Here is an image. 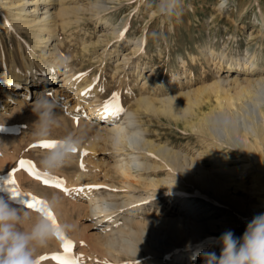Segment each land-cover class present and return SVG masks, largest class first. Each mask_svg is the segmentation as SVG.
<instances>
[{"label":"bare ground","instance_id":"1","mask_svg":"<svg viewBox=\"0 0 264 264\" xmlns=\"http://www.w3.org/2000/svg\"><path fill=\"white\" fill-rule=\"evenodd\" d=\"M3 1L9 0H0V10L3 12V16L0 15V29L6 30L10 25L3 18L7 16L6 10L14 3ZM20 1L33 5L30 9L23 8L20 18L31 15L32 20L22 24L15 22L14 25L35 23L33 28L37 31L32 35L36 39L37 49L45 50L44 55L47 57L36 58L37 53L32 47L25 46L24 49L21 44H18L15 54L6 55L0 46V95H6L7 99L22 108L30 104L36 93L45 89L55 91L62 107L66 106L64 102L69 98L74 103L79 102V106L83 107L81 115L86 120L71 111L75 106L69 105L65 111L70 113L76 134L84 141H89L80 152L93 153L96 142L101 138L100 131L105 130L103 142L112 149L113 155L110 156L114 160L107 170L113 169L120 176L105 175V178H111L110 183H97L94 170L90 171L80 156L78 171L76 168L72 175L63 177L64 187L74 190L80 199L87 202L85 206L74 205L72 211L64 208V216H72L74 210L85 211L93 215L96 223H104L102 235L93 238L91 264H180L186 256L188 260H192L191 264H202L194 251L184 252L187 247L201 244L208 248L209 239L217 236L200 224L203 222L201 218H204L202 213L205 217H209L208 214L212 212L213 216L220 213L221 217L235 219L234 223L225 224L226 231H232L242 223L246 227L255 215L264 211V110H261L262 101L257 94L264 86V65L261 64L257 52H246V55L240 56L218 51L217 46H204L199 55H188L192 64L203 61L201 65L204 63L208 68L213 67L215 76L211 83L201 85L195 90L186 87L181 91L176 88L178 85L185 86L180 81V75L173 73L164 81L160 74L167 69V65H161L162 71H156L160 67L156 68L154 65L156 70L150 69L149 75L140 79V87L135 91L133 87L143 77L145 69L151 68L150 64L155 58L147 54L145 33L140 37L128 35L131 19L116 24L117 20L113 18L121 9L114 13L106 12V0H87L86 7L81 5L80 0ZM112 1L117 5L122 4L121 0ZM224 3L219 5V10ZM256 6L261 32L264 27V7L258 4ZM37 11H40L39 14L35 13ZM83 12H90L96 22L105 25L104 30L113 36L116 43L130 49L128 54L122 55L120 61H114H119L116 68L132 63L130 69L136 75L131 77L128 84L127 74L116 89L105 86V80L100 82L104 78L102 68L99 73L89 77L88 73L74 66L71 55L65 52L59 28L65 30L73 24L80 25L79 15ZM152 15L155 16L153 13ZM12 17L19 19L18 16ZM25 44L27 45L26 42ZM61 53L70 57L69 63L63 67L56 63L57 56ZM128 56L133 57V60L129 62ZM178 67L185 74L190 67L188 59L181 57V61L172 70L176 71ZM223 73L226 75L222 77ZM233 73L235 78L229 80L228 77H232ZM57 79L60 80L59 87H56ZM122 84L126 86L125 91ZM167 90L171 92L167 93ZM68 93L72 96L64 101ZM212 97H215L214 104L211 103ZM117 107L122 111L116 112ZM143 114L154 115L158 119L163 116L175 124L182 121L185 130L191 135L196 134L204 145V151H176L167 144L157 143L152 135L144 133L146 130L142 128L141 118ZM239 117L246 120V123L243 121L240 124ZM92 119L102 121V125L95 129L91 126ZM92 132H96L95 135ZM227 148L235 149L245 158L251 159L256 171L253 174L250 195H247V204L244 203L245 198L231 197L229 193L230 188L236 186L235 179L244 167L240 170L230 169L223 164L224 151ZM205 153L215 163L210 169L204 168L201 162ZM21 175L19 173V178L13 179V186L22 190V193L33 195L30 191L33 189L26 190L22 185V182L29 179H26L29 175ZM7 182L8 180L0 181V194L9 193L12 186ZM55 189L57 193L58 188L48 190ZM24 199L26 198L21 197L16 200L23 203ZM156 200L159 201L156 203ZM163 202L168 205L164 207ZM158 206L169 209L170 212L178 211L176 218L168 215L169 211L159 210ZM155 231L166 240L163 239L167 245L162 250L152 244L154 239L150 236ZM72 233L75 235V232ZM74 238L72 235L70 239L73 247L76 244ZM51 246L52 249L59 246L60 252L57 255H63L61 242ZM211 248L219 254V245ZM185 254L188 255L184 256ZM73 256L70 253V258L76 260Z\"/></svg>","mask_w":264,"mask_h":264},{"label":"rangeland","instance_id":"2","mask_svg":"<svg viewBox=\"0 0 264 264\" xmlns=\"http://www.w3.org/2000/svg\"><path fill=\"white\" fill-rule=\"evenodd\" d=\"M3 2H7L8 4H10V2L14 3L13 6H9L8 10H6L7 16L4 18L1 17V19L7 20L10 25L6 30L0 29V46L3 48V52L6 55L15 54V52L18 51V44H21L24 49H26L25 46L32 47L37 53H35L36 58H39V56L47 57L44 55L46 53L45 50L37 49L36 39L32 35L33 32L37 31L33 28L35 23L30 22L26 25H14L15 22L22 24L24 21L32 20L31 15L20 18L19 14H23V12H21L23 8L30 9L33 5L20 0ZM104 2L108 8L106 12L114 13L121 9L113 18L117 20L116 24L119 25L122 20L131 19L128 29V35L130 37H140L143 33L146 34L147 54L149 57L154 56L155 58V61L150 64L151 68L145 69L143 77H140L137 85L133 87L135 91L140 87V79L147 77L146 75H149L150 69L160 67L159 70L155 68L156 71H160L163 65H167V69L160 74L162 79L167 81L173 73H175L176 76L180 75V81L182 80L185 86L179 87L178 85L176 88L181 91H184L186 87L190 90H195L201 85L211 83L215 76L213 74V67L208 68L204 66V63L201 65L203 61L192 64L188 55L189 53L199 55L200 49L202 50L207 46H217L216 48L219 47L217 49L218 51H223L226 54H230L231 52V54L234 53L240 56L246 55V52H249V54L257 52L258 57H260L259 59L262 61H260L261 64L264 65V27L261 32H259L260 21L258 20V9L256 6V4H258L260 7H264V0H228L227 4H223L221 10L218 9L219 5L225 2V0H181L179 15L171 16L158 13L155 8L157 0H121V5H117V3L112 0H106ZM80 3L86 7L88 2L87 0H80ZM135 9H137V11ZM39 12L40 11H37L35 13L39 14ZM152 13L155 14V16L152 15ZM0 15L3 16L1 10ZM12 15L18 16L19 19H14ZM79 16L81 18L80 25L73 24L65 30L59 28L60 37L65 44L63 48L67 54L71 55L74 66L88 73L89 77L95 73H99V70L102 68L104 78H102L100 82L105 80L104 85L112 88L114 87V89L119 85V82L124 81V76L128 74V84L131 77L136 75V73L132 74L131 72L130 68L132 63L126 65V67L121 68V65L116 68V63L122 59V55L130 52L128 46L123 48V45L116 43L113 36L108 35V32L104 30L105 25L96 22L95 17H92L90 12L80 13ZM250 34L252 37H249ZM159 53L161 55H159ZM128 57L130 58L129 62L133 60V57ZM181 57L187 58L191 67H189V70H186L185 74H183V71H181L179 67L176 71L172 70V68H175L181 61ZM48 59H50V57ZM117 59H119V61L114 63ZM225 75L226 73H223L222 77ZM155 78L156 76L153 77V80H155ZM228 78L229 80L235 78L234 73L232 77ZM100 82L98 83L100 84ZM59 84L60 80L57 79L56 87H59ZM101 85L104 86L103 84ZM122 89L125 91L126 86L123 85ZM170 92V90H167V93ZM257 94L258 99L262 101L260 104L261 110H264V86L258 90ZM67 95L64 101L72 96L71 93ZM70 99L71 98H69L66 103L64 102L66 106L62 107L60 105L58 109L60 114L59 127L54 132V135L58 137L68 132L76 133L73 128L74 125L70 113L65 111L66 107L69 105L75 106V109H71V111L83 117V115H81L83 107L81 108V106H79V102L74 103L73 99ZM211 103H216L215 97H212ZM29 105L23 108L19 107L15 102L11 101V99H7L6 95H0V121H4V129L0 130V181L19 178V173H22L24 176L28 174L29 176H25L26 179L29 178L27 179L28 181L24 179L25 182H22L24 189H33L30 191H32V194L36 197L52 196L55 194L61 197V205L58 208L57 214L61 219L64 218L62 220L68 221L69 223L71 221V223L75 225V230H73L75 235L74 233H72V235L75 237L74 239H76H73L76 244L72 248L73 250H71V255L75 256L73 257L76 258V264H91L92 251L90 250L92 243H94L93 238L97 235H102L101 230L104 227V223H96V219L93 215L85 211L74 210L77 212L73 211L72 216L69 215L65 217L64 215L67 209L72 211L74 205L85 206L87 202L84 201V199H80L77 192L72 189L69 190L67 195L63 191H60V189H57L60 192L59 194L58 191L56 193V189L51 191L54 188L48 186V189L51 188V190H46V186L41 185L42 183L39 180H36L29 174L30 171L28 170L27 164H25L23 168H21L19 164L20 161L31 162L35 165V170L39 172L38 161L44 152L42 149L33 147L36 143L33 141L31 132L32 124L36 117L33 115ZM249 110L252 109L249 107ZM256 114L258 115V112H256ZM141 118H143L142 128L146 130L144 133L152 135L157 143L161 142L162 144H167L176 151H183L184 149L191 150L193 153L204 151V145L200 142L196 134L191 135L189 131L185 130L182 121H180L181 123L175 124L166 117L161 116L160 119H158L154 115L147 114H143ZM239 118L238 122L240 124H242L243 121L246 123V120L241 117ZM83 119L86 120L87 118L83 117ZM90 122L91 126L95 129H98L99 125H102V121H96L95 119H92ZM100 132L101 138L99 142H96V148L93 153L90 152L89 154L83 155L81 159L84 160V163L89 167L90 171L94 170L95 181L97 183H110L111 178H105V175H111L112 177L120 176L114 173L113 169L107 170L114 162L110 156L113 155V152L110 146L103 142L106 136L105 130H101ZM95 133L96 132H92L93 135H95ZM84 142L85 146L86 142L88 143L89 141ZM127 149L129 150L128 147ZM80 153L79 151L74 157L73 162L63 168L60 173L50 177H55L64 181L63 177L72 175L76 168L78 171ZM224 153L223 164L225 166L230 169L239 170L244 167V170L240 172L235 179L236 186H232L229 193L231 197H236L238 199L245 198L244 203L247 204V195H250L253 174L256 172L252 160L247 157L245 158L242 153L232 148H227ZM204 157L205 158L201 161L204 168L210 169L212 166H215L214 161L210 160L209 154L205 153ZM101 191L105 192V189L101 188ZM158 201L159 200H156V203ZM18 202L19 201H17V203ZM163 203L164 207L168 205V203ZM19 204L23 206V203L19 202ZM163 208L159 210L163 212L169 211V209L166 210ZM63 211L65 212L63 213ZM173 212L174 210L172 212L169 211L168 215H172L173 218H176L175 216H177L178 211ZM211 213L208 214L209 217L207 215V217H205L202 213L201 216L204 218H201L203 222L200 224H202L205 229H208L209 232L216 234V238H218L226 231L225 224L229 222L234 223L235 219L229 218L228 216L221 217L219 216L220 213H216L213 216ZM260 213H264V211ZM182 217L183 215L181 218ZM66 218L69 220H66ZM245 228L246 227L242 223L240 226L234 227L232 232L239 238L242 236ZM154 233L155 234L150 236L151 239H154V241L152 240L153 246L155 248L158 247L160 250L164 249L162 247L167 245L164 243L166 240L162 238L159 232L156 233L155 231ZM207 244L209 247L217 246L211 245L210 240ZM57 247L58 250L52 249L53 247L50 246L42 256L50 257L54 255V252L57 255L60 252L59 246ZM54 263L56 264V262L52 260H45L42 262V264ZM180 264H185L184 259Z\"/></svg>","mask_w":264,"mask_h":264},{"label":"clouds","instance_id":"3","mask_svg":"<svg viewBox=\"0 0 264 264\" xmlns=\"http://www.w3.org/2000/svg\"><path fill=\"white\" fill-rule=\"evenodd\" d=\"M180 6L181 0H157L155 3L158 13L165 16L179 15ZM69 61L70 57L61 53L56 63L63 67ZM60 104L55 91L45 89L36 93L29 105L36 117L32 124L33 141L55 142L54 146L44 150L38 161L40 172L48 176L57 175L73 162L85 143L74 132L59 137L54 135L59 127ZM3 129L4 121H0V130ZM37 198L46 206L42 212L21 206L9 193L0 194V264H37L51 245L61 242L59 237L72 238L75 225L57 214L61 198L57 195ZM49 211L55 217V227L46 215ZM210 243L219 245L220 252L217 254L211 247L198 245L196 255L202 264H264V213L255 215L239 238L229 230L212 238Z\"/></svg>","mask_w":264,"mask_h":264},{"label":"snow or ice","instance_id":"4","mask_svg":"<svg viewBox=\"0 0 264 264\" xmlns=\"http://www.w3.org/2000/svg\"><path fill=\"white\" fill-rule=\"evenodd\" d=\"M121 35H123V33H121ZM113 99H115V96L113 97ZM106 110H107V106H106ZM122 111V109H119L118 107L116 108V112ZM115 114V113H113ZM55 142H50V141H45V142H39L33 145V147L35 148H39L42 150H45L47 148H50L52 146H54ZM81 156L86 155V152H81L80 153ZM21 168L24 167L25 164L28 165V170L30 171V174L33 176V178L39 180L44 186H48V187H53V188H58L61 191H63L66 195L68 194L69 190L67 188L64 187V181L55 177H50L45 173H41V172H37L35 170V165L32 164L31 162H26V161H20L19 162ZM81 168L83 169V164H81ZM8 185L12 186L10 188L9 194L11 195V197L13 199H17V198H26L23 201V206L35 211V212H42L43 211V207L44 206V202L42 200H40L39 198L28 194V193H22L17 187L13 186L15 184V181L9 179L7 182ZM47 217L52 220L53 222V226L55 227V217L54 215L49 211L46 213ZM59 239L61 240V248H62V252L63 255H52V256H42L40 257V259L37 261V264H42L43 261L45 260H52L55 261L56 264H76V260L70 258V253L71 250L73 248V243L71 240L69 239H65L64 237H59Z\"/></svg>","mask_w":264,"mask_h":264}]
</instances>
